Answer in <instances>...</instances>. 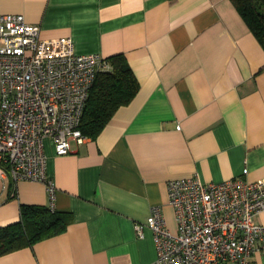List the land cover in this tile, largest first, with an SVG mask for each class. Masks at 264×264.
Masks as SVG:
<instances>
[{
    "label": "crops",
    "instance_id": "obj_1",
    "mask_svg": "<svg viewBox=\"0 0 264 264\" xmlns=\"http://www.w3.org/2000/svg\"><path fill=\"white\" fill-rule=\"evenodd\" d=\"M0 15H23L75 54L122 55L139 83L69 155L48 142L54 211L71 222L0 264H155L152 230L138 238L135 226L160 207L177 232L169 181L264 179V49L230 0H0ZM22 204L50 208L45 185L0 183V228ZM255 221L264 227V212Z\"/></svg>",
    "mask_w": 264,
    "mask_h": 264
},
{
    "label": "built area",
    "instance_id": "obj_2",
    "mask_svg": "<svg viewBox=\"0 0 264 264\" xmlns=\"http://www.w3.org/2000/svg\"><path fill=\"white\" fill-rule=\"evenodd\" d=\"M62 40H45L23 15H0V183H42L54 210L56 185L47 175V143L57 156L89 139L81 131L91 90L112 64L100 54H75ZM180 128V127H179ZM248 170H244L247 174ZM177 232L160 207L145 224L154 235L155 264H248L264 252V179L205 183L197 176L169 181Z\"/></svg>",
    "mask_w": 264,
    "mask_h": 264
},
{
    "label": "trees",
    "instance_id": "obj_3",
    "mask_svg": "<svg viewBox=\"0 0 264 264\" xmlns=\"http://www.w3.org/2000/svg\"><path fill=\"white\" fill-rule=\"evenodd\" d=\"M230 1L264 49V0ZM110 60L112 70L97 76L84 110L81 131L87 137H96L118 109L129 104L139 91L138 80L123 56ZM70 216L47 206L22 204L20 220L0 228V256L64 232L71 222Z\"/></svg>",
    "mask_w": 264,
    "mask_h": 264
},
{
    "label": "rangeland",
    "instance_id": "obj_4",
    "mask_svg": "<svg viewBox=\"0 0 264 264\" xmlns=\"http://www.w3.org/2000/svg\"><path fill=\"white\" fill-rule=\"evenodd\" d=\"M47 145H48V143H47Z\"/></svg>",
    "mask_w": 264,
    "mask_h": 264
}]
</instances>
